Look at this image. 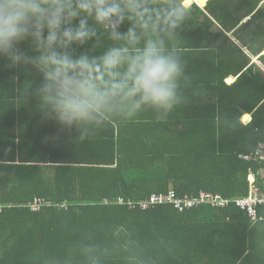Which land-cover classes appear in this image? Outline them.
<instances>
[{"label": "trees", "instance_id": "obj_1", "mask_svg": "<svg viewBox=\"0 0 264 264\" xmlns=\"http://www.w3.org/2000/svg\"><path fill=\"white\" fill-rule=\"evenodd\" d=\"M190 6L181 36L199 94L163 122L145 113L80 141L45 121L35 100L13 102L39 77L0 60V264H84L87 238L108 249L102 264L130 255L143 264H264V205L257 220L238 205L252 194L251 176L264 186V0ZM171 193L226 204L151 203Z\"/></svg>", "mask_w": 264, "mask_h": 264}, {"label": "clouds", "instance_id": "obj_2", "mask_svg": "<svg viewBox=\"0 0 264 264\" xmlns=\"http://www.w3.org/2000/svg\"><path fill=\"white\" fill-rule=\"evenodd\" d=\"M194 11L185 0H0V60L39 77L13 102L35 100L80 141L145 113L166 121L199 94L181 36ZM79 248L84 264L108 252L90 238Z\"/></svg>", "mask_w": 264, "mask_h": 264}, {"label": "built area", "instance_id": "obj_3", "mask_svg": "<svg viewBox=\"0 0 264 264\" xmlns=\"http://www.w3.org/2000/svg\"><path fill=\"white\" fill-rule=\"evenodd\" d=\"M259 154L264 158V152L260 151ZM244 158H251V156H243ZM257 179L255 176H251V183H252V194L249 198L242 199L238 202V205L247 211H249L250 215L254 219H258L259 217V206L264 205V186L257 187L255 185ZM207 201L212 203H217L219 205L226 204L225 201H222V199L219 196H213V195H206L203 194L201 198H188L185 197L184 199L176 200L175 195L171 193L169 196H162V197H153L151 199L152 204H164V203H175L176 207L178 209H189L193 208L199 204L206 203ZM35 209L40 208V203L34 205Z\"/></svg>", "mask_w": 264, "mask_h": 264}, {"label": "bare ground", "instance_id": "obj_4", "mask_svg": "<svg viewBox=\"0 0 264 264\" xmlns=\"http://www.w3.org/2000/svg\"><path fill=\"white\" fill-rule=\"evenodd\" d=\"M207 1H208V0H186L185 4H186V5H190L191 3L196 2V3H199V5L204 6V5L206 4ZM231 81H232V80H231ZM244 120H245V121H249V120H251V117H250V116H245Z\"/></svg>", "mask_w": 264, "mask_h": 264}, {"label": "crops", "instance_id": "obj_5", "mask_svg": "<svg viewBox=\"0 0 264 264\" xmlns=\"http://www.w3.org/2000/svg\"><path fill=\"white\" fill-rule=\"evenodd\" d=\"M185 1H186V0H185ZM192 4H193V3H192ZM197 4H198V3H197ZM190 5H191V4H190ZM190 5H185V6H190ZM200 6H201V5H200ZM255 61L258 62V59L255 58ZM260 67H263V65H261V62H260ZM230 79H232V81H234V82L237 80L236 78H229V79L227 80V82H228L229 84L234 83V82H231ZM245 116H250V117H251V120H249V121H245V120H244ZM252 119H253V117H252V115H250V114H246V115H244V117L242 118V120H243V122H244L245 124H249V123L252 121ZM263 239H264V238H263Z\"/></svg>", "mask_w": 264, "mask_h": 264}, {"label": "water", "instance_id": "obj_6", "mask_svg": "<svg viewBox=\"0 0 264 264\" xmlns=\"http://www.w3.org/2000/svg\"><path fill=\"white\" fill-rule=\"evenodd\" d=\"M257 73H258L259 79L261 81H263L264 80V68L263 67H258L257 68Z\"/></svg>", "mask_w": 264, "mask_h": 264}, {"label": "rangeland", "instance_id": "obj_7", "mask_svg": "<svg viewBox=\"0 0 264 264\" xmlns=\"http://www.w3.org/2000/svg\"><path fill=\"white\" fill-rule=\"evenodd\" d=\"M186 2V1H185ZM194 3H196V2H194ZM192 4V3H191ZM199 4V3H198ZM186 5V4H185ZM202 6V5H201ZM262 65V64H261ZM232 79H230V81H231ZM231 82H234V81H231Z\"/></svg>", "mask_w": 264, "mask_h": 264}]
</instances>
